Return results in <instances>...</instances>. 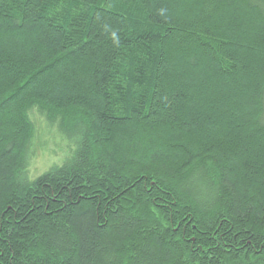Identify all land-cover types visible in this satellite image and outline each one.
Returning a JSON list of instances; mask_svg holds the SVG:
<instances>
[{"label": "trees", "instance_id": "obj_1", "mask_svg": "<svg viewBox=\"0 0 264 264\" xmlns=\"http://www.w3.org/2000/svg\"><path fill=\"white\" fill-rule=\"evenodd\" d=\"M0 264H264V0H0Z\"/></svg>", "mask_w": 264, "mask_h": 264}, {"label": "rangeland", "instance_id": "obj_2", "mask_svg": "<svg viewBox=\"0 0 264 264\" xmlns=\"http://www.w3.org/2000/svg\"><path fill=\"white\" fill-rule=\"evenodd\" d=\"M29 115L35 126L28 163V178L32 180L51 167L60 165L75 145L59 131L56 123L49 122L36 109L31 110Z\"/></svg>", "mask_w": 264, "mask_h": 264}]
</instances>
